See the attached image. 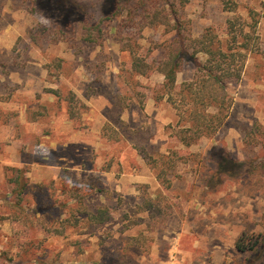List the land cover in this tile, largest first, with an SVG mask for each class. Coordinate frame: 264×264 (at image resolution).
Wrapping results in <instances>:
<instances>
[{"label": "rangeland", "instance_id": "374dc122", "mask_svg": "<svg viewBox=\"0 0 264 264\" xmlns=\"http://www.w3.org/2000/svg\"><path fill=\"white\" fill-rule=\"evenodd\" d=\"M252 13L258 50L229 85L227 121L183 145L164 77L133 73L122 43L155 65L175 20L224 45L229 21L248 30ZM195 72L186 62L177 87ZM100 208L110 219L90 224ZM248 261L264 264V0H0V264Z\"/></svg>", "mask_w": 264, "mask_h": 264}, {"label": "trees", "instance_id": "16d2710c", "mask_svg": "<svg viewBox=\"0 0 264 264\" xmlns=\"http://www.w3.org/2000/svg\"><path fill=\"white\" fill-rule=\"evenodd\" d=\"M225 7L230 12L236 9V5L231 2L225 3ZM163 13L160 10H152L151 21L169 28L170 20ZM251 15L254 23L247 26L248 30L240 18L229 21L226 33L228 39L224 45L211 29L206 30L199 38L191 39L174 19L176 24L169 31L174 32L172 39L164 44L163 56L155 65L139 56L131 40L122 43L124 50L131 54L133 73L147 75L154 70L164 77L160 98H166L178 112L180 120L173 134L183 145L192 146L203 138L215 136L227 121L233 106L229 85L241 81L248 55L258 50V19H255L254 13ZM200 54L204 56L201 61L198 59ZM186 62H193L196 72L193 79L182 83L178 88V75L183 71ZM73 100L74 95L68 100L69 113L75 118L76 107L72 105ZM237 167L239 164L224 160L219 164L218 172L233 175ZM87 215L89 223L95 225L104 224L110 219L106 208H100L97 213L89 212ZM258 244V240L253 241V238L242 236L237 248L243 253L253 252ZM247 264L253 263L248 261Z\"/></svg>", "mask_w": 264, "mask_h": 264}]
</instances>
